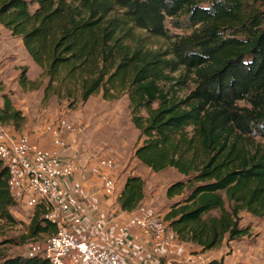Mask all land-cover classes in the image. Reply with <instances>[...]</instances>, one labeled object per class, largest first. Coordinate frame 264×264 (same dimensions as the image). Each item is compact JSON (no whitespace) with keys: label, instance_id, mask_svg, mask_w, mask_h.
<instances>
[{"label":"trees","instance_id":"1","mask_svg":"<svg viewBox=\"0 0 264 264\" xmlns=\"http://www.w3.org/2000/svg\"><path fill=\"white\" fill-rule=\"evenodd\" d=\"M178 17L188 35L167 51L146 43L150 35L169 38L166 22ZM0 24L42 69L45 99L86 103L101 91L107 101L128 97L144 138L135 158L185 178L166 192L170 201L180 198L164 216L179 241L205 254L251 235L243 215L264 218V0H0ZM189 75L195 88L183 94ZM19 85L37 88L26 67ZM24 121L4 96L0 123ZM8 183L0 160V229L20 223ZM145 198L144 179L131 176L118 204L132 214ZM47 213L35 208L27 237L57 233ZM0 264L49 262L0 252Z\"/></svg>","mask_w":264,"mask_h":264},{"label":"rangeland","instance_id":"2","mask_svg":"<svg viewBox=\"0 0 264 264\" xmlns=\"http://www.w3.org/2000/svg\"><path fill=\"white\" fill-rule=\"evenodd\" d=\"M186 19L183 17L170 18L166 22L169 38L149 37L146 42L156 50L167 51L171 43L180 36L188 35ZM180 26V27H179ZM0 98L4 104V96L8 97L14 107L25 118L23 125L6 126L12 128L13 134L32 138H39L41 131L48 124H53L59 118H67L80 126L76 134H65L69 155L81 159L89 156L96 159L101 156L111 157L121 164L119 175L122 177L138 176L145 181L146 201L150 207L162 217L170 207L180 198L168 200L167 189L174 183L185 180L175 169L155 173L142 165L135 158V151L143 144L144 138L133 123L130 102L127 96L117 101H107L102 91L91 97L88 102L77 100L72 103L68 99L52 96L45 99L47 78H41L42 69L39 68L27 53L21 38L9 36L0 37ZM28 68V77L37 81L36 89L19 85L22 68ZM186 72L183 71V74ZM180 72L174 74L179 76ZM184 93L191 92L194 82L189 75ZM142 115H146L145 112ZM127 178V179H128ZM14 217L20 222L14 226H3L0 229V252L8 256H28V245L41 241L46 236L33 240L28 236V227L31 222L30 213L21 208H13ZM24 213L23 215H21ZM242 226L251 227V235L244 239L246 242L255 241L264 237V218H254L243 215ZM245 238V237H244Z\"/></svg>","mask_w":264,"mask_h":264},{"label":"built area","instance_id":"3","mask_svg":"<svg viewBox=\"0 0 264 264\" xmlns=\"http://www.w3.org/2000/svg\"><path fill=\"white\" fill-rule=\"evenodd\" d=\"M79 129L78 124L59 118L43 128L39 139L29 135L12 136L0 123V160L9 169L11 196L17 206L32 209L33 213L39 205L44 206L48 210L46 218L58 223L55 235L28 245V257L40 256L49 264H131L115 250L79 240L66 225L70 218L77 225L81 223L77 212L80 201L68 187L69 180L76 174L99 177L107 198L118 196L119 191L121 164L118 161L106 156L78 159L69 155L64 135L76 134ZM135 228L153 235L166 248H177L179 243H184L177 239L164 217L142 205L126 224L118 227L115 246H124L128 234ZM187 260L190 264L212 261L200 253H190Z\"/></svg>","mask_w":264,"mask_h":264},{"label":"crops","instance_id":"4","mask_svg":"<svg viewBox=\"0 0 264 264\" xmlns=\"http://www.w3.org/2000/svg\"><path fill=\"white\" fill-rule=\"evenodd\" d=\"M9 34L11 35L0 24V37H8ZM2 106L3 102L0 98V107ZM2 126L12 136L19 137V135L13 134L12 128L6 125ZM127 178L118 174V196L107 198L103 194L102 181L99 177L76 174L69 180L68 187L80 201L81 206L77 212L81 223L77 225L72 218L67 219L68 228L75 233L79 240L115 250L131 264H190L187 259L190 253L198 252L196 246L179 243L177 248H166L153 235L136 228L130 231L124 246L120 248L115 246L118 227L126 224L132 215L123 212L118 204V198L124 189ZM142 205L150 207V203L146 199ZM17 207L26 212V216L28 213L31 217L33 216L32 209L24 206L14 208ZM246 238L231 242L225 240L219 249L202 255L209 256L212 260H223V264H231L235 261L244 264H264V237L256 238L252 242H246L244 240Z\"/></svg>","mask_w":264,"mask_h":264}]
</instances>
